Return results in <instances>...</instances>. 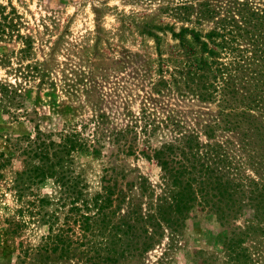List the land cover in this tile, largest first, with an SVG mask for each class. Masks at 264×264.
<instances>
[{
    "label": "trees",
    "instance_id": "trees-1",
    "mask_svg": "<svg viewBox=\"0 0 264 264\" xmlns=\"http://www.w3.org/2000/svg\"><path fill=\"white\" fill-rule=\"evenodd\" d=\"M173 11L183 23L178 30L174 24L153 26L178 39L168 58L159 55L160 65L169 62L172 67H159L153 90L172 89L213 103L215 115L202 131L185 128L172 115L163 119L172 127L170 140L141 151L159 166L158 183L144 175L125 181V173L113 166L104 168L94 192L75 174L74 154L99 153L105 140L134 154L136 126L127 124L109 134L85 133L86 123L57 132L36 126L14 137L11 150L0 152V167L20 162L9 187L16 199L22 201L32 187L48 179L59 189L54 201H29L37 205L46 233L38 245L21 248L22 264H133L165 237L167 249H172L194 210L213 215L222 233L219 249L195 251V264H264V0H180ZM13 15L14 10L1 7L0 40L13 36ZM184 23L211 27L202 31ZM143 28L159 44L152 26L145 23ZM17 36L22 41L17 50L22 70L16 71L26 82H43L46 67L28 58L32 39ZM21 86L0 82V107L9 117L17 118L20 112ZM140 120L146 140L156 125L146 109ZM53 204V210H46ZM8 225L11 234L19 235L18 222L9 220ZM156 264L168 262L162 258Z\"/></svg>",
    "mask_w": 264,
    "mask_h": 264
},
{
    "label": "rangeland",
    "instance_id": "rangeland-1",
    "mask_svg": "<svg viewBox=\"0 0 264 264\" xmlns=\"http://www.w3.org/2000/svg\"><path fill=\"white\" fill-rule=\"evenodd\" d=\"M179 2L0 0V10L4 7L6 12L15 11L12 18L17 25L12 37L0 40V82L22 84L18 117H9L0 107V152L8 153L14 137L33 132L36 126L46 132H57L86 123L85 133L109 134L130 124L139 133L134 140L138 149L134 154H126L105 140L99 153H75L72 168L89 192L99 190L104 168L113 166L125 173V181L144 175L152 184L158 183L159 166L141 151L150 152L170 140L172 127L165 125L163 119L172 115L185 128L202 131L216 113L213 103L178 95L172 89L160 93L153 90L159 67H172L169 62L160 65L159 55L168 58L178 43L170 31L153 26L174 24L178 30L183 23L175 18L173 10ZM145 23L160 37L159 44L143 30ZM184 24L202 31L211 27L210 23ZM17 35L32 39L28 58L46 67L48 76L43 82L37 78L26 82L16 71L17 67L21 69L17 50L22 46ZM143 109L150 113L156 125L146 140L141 132L143 121H138ZM20 167L17 160L0 167V264H22L18 258L21 250L27 245H38L46 233V225L36 214L37 205L32 206L29 201L38 197L54 201L59 194L57 185L48 179L32 187L22 201L17 200L9 187ZM27 206L33 211L28 212ZM54 207L48 205L46 210L50 212ZM22 208L23 212H19ZM9 220L21 225L19 235L10 233ZM221 235V227L213 215L194 210L172 249H167L169 240L165 237L133 264H156L162 258L168 264H195V251L219 249Z\"/></svg>",
    "mask_w": 264,
    "mask_h": 264
}]
</instances>
